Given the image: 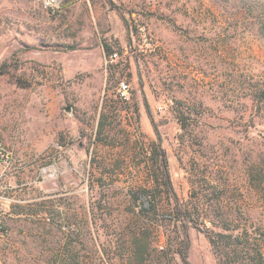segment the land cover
Segmentation results:
<instances>
[{"label": "rangeland", "instance_id": "rangeland-1", "mask_svg": "<svg viewBox=\"0 0 264 264\" xmlns=\"http://www.w3.org/2000/svg\"><path fill=\"white\" fill-rule=\"evenodd\" d=\"M244 1L0 0V142L13 154L0 167V264H128L141 221L159 264H185L164 194L156 212L133 213L153 186L157 133L197 220L186 264H222L208 203L260 236L264 185L248 173L264 179L251 96L264 89V38ZM109 234L124 238L106 256Z\"/></svg>", "mask_w": 264, "mask_h": 264}, {"label": "trees", "instance_id": "trees-1", "mask_svg": "<svg viewBox=\"0 0 264 264\" xmlns=\"http://www.w3.org/2000/svg\"><path fill=\"white\" fill-rule=\"evenodd\" d=\"M243 4L245 5V10L249 14L254 15L255 21L258 24V33L264 38V0H245ZM251 96L258 115L264 119V89L260 90L258 87L254 86ZM181 129H185L183 122ZM103 130L104 125L100 120L97 134L103 133ZM156 137L157 142L154 147L156 161L155 166H151L153 186L151 188L143 186L137 189L136 200H139L140 203L135 207L138 208L137 212L133 210V213H136V216L140 219L142 215L145 216L148 213L156 212L160 206V198L164 194L168 202L167 205H169L172 210L171 217L176 224H178L181 233V238L176 243L175 251L179 259L186 264L187 251L189 248L187 223L197 225V220H195L191 213L179 202L173 190L167 169V161L158 133ZM248 181L249 184L254 185L256 189H261V185H264V179H260L259 175L251 171L248 173ZM207 205L214 215V218L209 220L210 224L220 230L218 232H208L207 238L220 262L222 264H264V235H262V232H264V225L256 228V231L261 233L258 237L252 230H249L248 227L239 228V225L227 214V211H223L222 207L224 206H221L218 201L215 203H208ZM102 207L104 208V206L99 204L96 206V209L99 210ZM147 225L148 223L141 221L129 230V234H127L126 242L128 246L125 249L128 251V264H159V260L162 259L155 258L152 254L153 238H150L147 233ZM109 236L110 237L107 239L108 248H104L103 250L106 256L111 254L112 249L115 250L117 244L120 245L119 241L124 238L121 237L120 234L117 235L119 238L110 234ZM119 245L117 246L118 250ZM122 248L124 249L123 246ZM71 257L72 255L66 260L71 261ZM74 258L73 256V263ZM102 264H104V262Z\"/></svg>", "mask_w": 264, "mask_h": 264}, {"label": "built area", "instance_id": "built-area-1", "mask_svg": "<svg viewBox=\"0 0 264 264\" xmlns=\"http://www.w3.org/2000/svg\"><path fill=\"white\" fill-rule=\"evenodd\" d=\"M61 0H42L43 7L46 9H55L59 6ZM117 58L116 53H112L110 59L113 60ZM127 90V85L121 82L119 85V94L124 97ZM13 160V154L11 151L7 150L5 146L0 142V167L2 170H6Z\"/></svg>", "mask_w": 264, "mask_h": 264}, {"label": "water", "instance_id": "water-1", "mask_svg": "<svg viewBox=\"0 0 264 264\" xmlns=\"http://www.w3.org/2000/svg\"><path fill=\"white\" fill-rule=\"evenodd\" d=\"M67 111H68V109H67Z\"/></svg>", "mask_w": 264, "mask_h": 264}]
</instances>
